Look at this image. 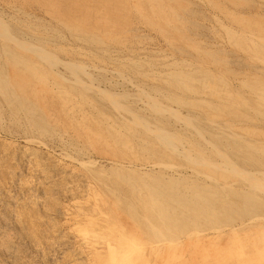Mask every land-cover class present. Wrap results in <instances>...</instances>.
I'll return each mask as SVG.
<instances>
[{
	"label": "rangeland",
	"instance_id": "obj_1",
	"mask_svg": "<svg viewBox=\"0 0 264 264\" xmlns=\"http://www.w3.org/2000/svg\"><path fill=\"white\" fill-rule=\"evenodd\" d=\"M0 27V264H264V0H0Z\"/></svg>",
	"mask_w": 264,
	"mask_h": 264
},
{
	"label": "bare ground",
	"instance_id": "obj_2",
	"mask_svg": "<svg viewBox=\"0 0 264 264\" xmlns=\"http://www.w3.org/2000/svg\"><path fill=\"white\" fill-rule=\"evenodd\" d=\"M51 1H52V0H51ZM56 2H57V1H56ZM95 2H96V1H95ZM46 3H48V2H46ZM58 3H59V2H58ZM101 3H102V2H101ZM75 5H76V4H75ZM99 5H100V4H99ZM59 9H61V8H59ZM79 10H80V9H79ZM69 11H70V10H69ZM108 11H109V10H108ZM69 13H70V12H69ZM61 15H62V14H61ZM72 16H73V15H72ZM88 16H90V14H88ZM63 17H64V16H63ZM80 19H81V18H80ZM80 19H79V20H80ZM235 19H236V18H235ZM77 20H78V19H77ZM77 20H76V21H77ZM79 20H78V21H79ZM79 23H80V22H79ZM0 28H1V27H0ZM1 30H2V29H1ZM6 32H7V31H6ZM5 35H6V34H5ZM33 50H34V49L32 48V51H33ZM35 50H36V49H35ZM35 50H34V51H35ZM31 64H32V63H31ZM24 65H25V64H24ZM26 67H28V66H26ZM29 67H30V65H29ZM32 70H33V69H32ZM32 70H31V71H32ZM40 74H41V73H40ZM10 78H11V77H10ZM39 80H40V79H39ZM45 80H46V79H45ZM77 81H78V80H77ZM78 82H79V81H78ZM40 83H41V82H40ZM1 88H2V86H1ZM18 91H19V90H18ZM116 102H117V101H116ZM151 227H153V226L151 225ZM153 228H154V227H153ZM156 229H157V228H156ZM164 241H165V240H164Z\"/></svg>",
	"mask_w": 264,
	"mask_h": 264
}]
</instances>
